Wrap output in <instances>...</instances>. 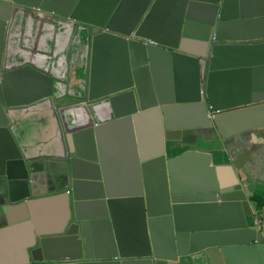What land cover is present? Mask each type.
I'll return each instance as SVG.
<instances>
[{
    "label": "water",
    "instance_id": "1",
    "mask_svg": "<svg viewBox=\"0 0 264 264\" xmlns=\"http://www.w3.org/2000/svg\"><path fill=\"white\" fill-rule=\"evenodd\" d=\"M259 2L0 0V211L10 224L13 206H26L23 264H182L201 251L213 264H264L257 203L235 162L217 160V148L166 150L181 129L208 130L225 150L236 134L264 132V35H252L264 32ZM69 102L75 126L64 118ZM112 133L131 171L124 188L105 149ZM187 163L199 174L185 176ZM40 171L64 190L48 233L28 201ZM122 206L138 229L135 255L116 236Z\"/></svg>",
    "mask_w": 264,
    "mask_h": 264
},
{
    "label": "crops",
    "instance_id": "2",
    "mask_svg": "<svg viewBox=\"0 0 264 264\" xmlns=\"http://www.w3.org/2000/svg\"><path fill=\"white\" fill-rule=\"evenodd\" d=\"M248 1L258 10L260 0ZM252 35H264V32ZM155 79L162 82V77L157 75V73H155ZM71 103L67 104L68 108L64 112V118L67 123L75 126L79 113ZM35 128L43 129V125L41 122L37 123ZM208 132V130L199 132L192 129L169 132L166 141L167 156L180 154L188 148L202 150L217 148V152L213 153L214 156L218 155L217 160L224 164L235 162L239 180L244 184L250 199L257 203V220H263L264 222V132L262 134L254 131L245 132L243 134L244 137L241 134H236L226 140L228 145L226 150L223 149L222 142L218 136L214 134L210 138ZM151 136L152 126L149 120L145 119L141 130V139L149 140ZM172 136L176 137L177 143L175 145L170 143ZM244 138L247 140L246 144L243 142ZM104 143L112 165L114 180L121 188H124L129 182L131 171L128 159H126V151L122 139L112 133L106 137ZM181 168L182 173L187 177L196 176L200 172L197 167H193L189 163L184 164ZM33 191L34 195L28 201L33 207L34 222L37 229L47 233L56 231L59 227L60 215L64 206L62 199L64 190L61 188V183L48 179L46 172L40 171L36 173V177L33 180ZM122 207V210L116 212L114 216L116 236L123 244V251L127 254L135 255L140 253L137 246L138 229L132 211L127 210L124 206ZM25 214L26 206L24 204L13 206L10 214L12 222L9 224L3 220L0 211V264H23L27 260V246L32 239V225L22 220ZM97 238L103 239L102 234L99 233ZM97 253L105 254L100 249ZM181 262L182 264H213L207 251L183 257ZM55 263L74 264V262L67 260H59Z\"/></svg>",
    "mask_w": 264,
    "mask_h": 264
},
{
    "label": "built area",
    "instance_id": "3",
    "mask_svg": "<svg viewBox=\"0 0 264 264\" xmlns=\"http://www.w3.org/2000/svg\"><path fill=\"white\" fill-rule=\"evenodd\" d=\"M145 42H149V43H153V41L152 40H150V39H147V40H144ZM257 224L260 226V228H264V222H263V220H258V222H257Z\"/></svg>",
    "mask_w": 264,
    "mask_h": 264
}]
</instances>
